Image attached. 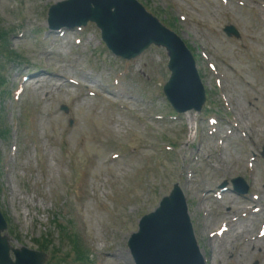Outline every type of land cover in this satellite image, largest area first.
Listing matches in <instances>:
<instances>
[{"label":"rangeland","instance_id":"1","mask_svg":"<svg viewBox=\"0 0 264 264\" xmlns=\"http://www.w3.org/2000/svg\"><path fill=\"white\" fill-rule=\"evenodd\" d=\"M65 1L0 0L8 245L46 255L43 264H134L130 234L177 184L205 264H264V236L246 241L264 223V0H135L193 55L206 96L197 117L165 99L163 48L125 61L92 23L51 33L47 12ZM72 6L61 10L75 21ZM236 177L247 196L231 191ZM246 205L261 212L245 221ZM233 215L235 228L209 237Z\"/></svg>","mask_w":264,"mask_h":264},{"label":"water","instance_id":"2","mask_svg":"<svg viewBox=\"0 0 264 264\" xmlns=\"http://www.w3.org/2000/svg\"><path fill=\"white\" fill-rule=\"evenodd\" d=\"M71 3L78 5L74 8ZM64 5L72 6L80 15L75 21L66 15L62 22L53 23L54 15ZM111 8L115 9L113 13ZM88 21L97 25L102 41L116 56L133 58L152 44L164 48L171 72L163 87L166 99L178 113L200 111L204 92L190 53L173 32L134 0H69L52 8L48 19L51 28L80 26ZM225 32L235 34L231 28ZM181 86L184 88L180 89ZM5 229L0 214V264H43L46 261L44 254L11 248L7 237H1ZM127 245L135 264H204L193 237L185 199L176 185L152 213L140 219L138 232L131 235Z\"/></svg>","mask_w":264,"mask_h":264},{"label":"bare ground","instance_id":"3","mask_svg":"<svg viewBox=\"0 0 264 264\" xmlns=\"http://www.w3.org/2000/svg\"><path fill=\"white\" fill-rule=\"evenodd\" d=\"M184 87L181 86L180 89H183ZM194 129V127H192V130ZM190 132H191V127H190ZM193 133V132H192ZM191 135V133L189 134V136Z\"/></svg>","mask_w":264,"mask_h":264}]
</instances>
